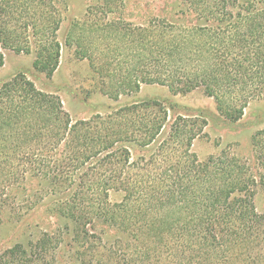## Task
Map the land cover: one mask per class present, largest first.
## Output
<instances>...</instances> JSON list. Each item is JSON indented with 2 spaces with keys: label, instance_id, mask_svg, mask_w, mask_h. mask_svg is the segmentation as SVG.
<instances>
[{
  "label": "trees",
  "instance_id": "obj_1",
  "mask_svg": "<svg viewBox=\"0 0 264 264\" xmlns=\"http://www.w3.org/2000/svg\"><path fill=\"white\" fill-rule=\"evenodd\" d=\"M101 1L72 23L66 43L108 97L142 83L201 88L237 121L264 96V0H180L194 24L155 18L133 26L104 21L122 0ZM60 23L57 0H0V67L7 50L33 53L34 69L51 76ZM166 118L159 101L147 100L73 119L57 95L15 74L0 84V210L26 176L36 177L72 222L79 264H264L256 177L225 151L197 157L191 147L202 117L177 115L158 140ZM252 140L264 170V130ZM152 144L147 156L132 155ZM112 191L119 200H110ZM97 219L125 239L104 241L92 230ZM52 242L48 232L16 242L0 251V264H39Z\"/></svg>",
  "mask_w": 264,
  "mask_h": 264
},
{
  "label": "rangeland",
  "instance_id": "obj_2",
  "mask_svg": "<svg viewBox=\"0 0 264 264\" xmlns=\"http://www.w3.org/2000/svg\"><path fill=\"white\" fill-rule=\"evenodd\" d=\"M101 4V0H57L61 23L57 32L60 57L56 70L48 77L34 69L33 53L7 50L0 67V84L17 73H23L40 90L57 95L73 119H86L95 113L105 114L135 102L157 100L167 111L158 140L167 134L170 123L177 115L202 117L206 122L205 127L193 140L191 149L200 160L222 151L243 160L257 179L254 204L256 210L264 214V170L256 159L252 140L255 133L264 130V96L251 100L237 121L221 115L214 100L205 95L201 88L182 93L171 91L167 85L142 83L137 91L121 94L116 99L108 97L100 90L101 80L88 61L77 58L75 47L66 43L72 23L83 21L86 9ZM183 10L180 0H122L117 8L104 16V21L118 19L123 24L133 26L162 18L184 25L194 24V17L190 13H183ZM153 147L154 144L145 149L133 148L132 155L147 156ZM120 196L121 193L112 191L109 198L115 201ZM9 200V207L4 206L0 210V251L16 242L26 244L35 241L43 232H48L54 242L39 264H79L74 253L72 222L57 212V197L43 191L40 179L26 176L12 190ZM92 230L106 242L115 238L125 239L123 233L100 219L93 222Z\"/></svg>",
  "mask_w": 264,
  "mask_h": 264
}]
</instances>
